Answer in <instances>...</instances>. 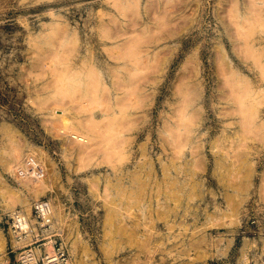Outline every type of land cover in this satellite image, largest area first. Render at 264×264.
Wrapping results in <instances>:
<instances>
[{"label": "rangeland", "instance_id": "rangeland-1", "mask_svg": "<svg viewBox=\"0 0 264 264\" xmlns=\"http://www.w3.org/2000/svg\"><path fill=\"white\" fill-rule=\"evenodd\" d=\"M94 73L102 100L79 109ZM230 74L264 115V0H0V262L12 211L46 198L60 225L39 248L68 232L75 264H264V126L228 112ZM181 89L178 142L164 122ZM110 108L132 146L99 120Z\"/></svg>", "mask_w": 264, "mask_h": 264}, {"label": "bare ground", "instance_id": "bare-ground-1", "mask_svg": "<svg viewBox=\"0 0 264 264\" xmlns=\"http://www.w3.org/2000/svg\"><path fill=\"white\" fill-rule=\"evenodd\" d=\"M240 13H243V12H240ZM244 14V13H243ZM242 39H243V42H242V44H241V52H242V54H244L245 53V56H247V58H248V60H250L251 62H253V63H259L260 61H261V57H260V47L259 46H257V45H255L254 43H253V40L251 39V37H249V35L248 34H245V33H243V35H242ZM81 47L78 45L77 46V50H79ZM243 57V59H245L246 60V57ZM224 74V73H223ZM88 76H95V82H93V83H95L94 85H96V84H99V86L100 87H98V88H95V90L93 89V90H90V91H83V94H82V96H81V98L79 99V101H78V105H77V107L79 108V109H83V108H85L86 106H87V104L89 103V102H93V103H97V102H99L100 101V91H101V86H102V83L104 84L105 82H102L101 80H102V77H100V79H98V77H97V75H95V73H94V75L92 74H90V75H88ZM88 76H86V78L88 77ZM223 76V75H222ZM78 77V76H77ZM76 76H74V75H67V80H72V79H76L77 78ZM85 76H81L80 78H84ZM229 78H230V80H229ZM229 82H227V83H225V85L227 84H230L229 86H231V89L229 88L228 89V91L230 90L231 92H233V94L235 95H233V97H234V101L236 100V98H237V100H236V102H235V104H234V106L232 107V109H230L229 108V110H228V112L229 113H232V111H233V115H234V117L235 118H237V122H239V124H240V126L242 127V128H248L249 130H254V129H257V130H261L262 129V126H264V115H261L260 114V112L258 113V111H256L255 112V110H253L252 109V106H253V96H250L249 94H247V93H244V89H247L246 87H245V82H247V80L246 79H244V78H242V76H240V77H234V75L232 74H230L229 75V77H228V79H227ZM65 82L66 83V85H65V90H64V92L65 93H71V91H73V84L75 83V82ZM240 82H242L241 84H240ZM78 83H80V84H83V83H85V82H78ZM238 86L240 87V88H238ZM178 87H180V85H178ZM220 87V86H219ZM233 87H234V90H233ZM177 89H179V88H177ZM187 90H188V88H187ZM180 91V90H179ZM178 91V92H179ZM97 94V95H96ZM191 94V93H190ZM232 93H229V97H231L232 95H231ZM179 97H176V102H175V105H173L174 107H173V109H171V115H169L168 116V118H166L165 119V124H166V128H168V129H170V130H172L173 132H174V135H175V138H176V136H180V135H184L183 133H186L185 131H183V133H181L180 135H179V133L181 132V131H179V130H177L178 129V127H180L181 126V121L182 120H185L186 121V119H187V121H186V123H183V124H186L185 126L186 127H188L189 125H187V124H191L192 122H191V120H194V119H192L193 117H191V116H193V115H189V118H186L185 119V117H187L186 116V114H185V110H186V107H188V105L189 104H191V102L193 103V99H191V98H189L188 99V96H187V91L185 90V89H181V91L179 92ZM188 95H189V93H188ZM190 96V95H189ZM236 97V98H235ZM241 98V99H240ZM232 99V98H231ZM102 100V99H101ZM131 101H134L133 102V104L132 105H130V103H131ZM73 102V100H70L69 101V103L71 104ZM124 103H126V104H129V105H126V104H117L116 106H117V109L120 111V114H124L126 111H128V110H135V106H137L136 105V103H137V99L135 98V97H133L132 99H129V101H124ZM174 103V102H173ZM124 109V110H123ZM123 110V111H122ZM231 110V111H230ZM122 111V112H121ZM112 111H111V108L108 110V111H105V110H103V117H101V119H99V120H103V119H108V121H110V123H111V126L113 127V126H116L115 127V132L116 133H118L119 135L122 133V134H125V137H124V139H121L122 141H123V143H125V144H127V145H130V146H132V141L137 137L136 135H137V133L138 132H135L134 134H132V135H129V132H130V127H131V124L127 121V122H122V123H118V122H115L114 121V117L116 116H106L105 114L106 113H111ZM190 112V111H189ZM193 112V111H192ZM192 112H190V113H192ZM228 112L226 113V112H224V114L225 115H227L228 114ZM220 113V112H219ZM123 116V115H122ZM173 118V119H172ZM191 119V120H190ZM174 120V121H173ZM189 121L191 122V123H189ZM188 122V123H187ZM193 124V123H192ZM97 126H99V128H101V127H103V128H105L102 124L101 125H97ZM107 127V126H106ZM111 127V128H112ZM186 127L184 128V129H186ZM174 129H175V131H178V132H175L174 131ZM183 129V130H184ZM170 130H168V132L170 131ZM171 133V132H170ZM177 133V134H176ZM172 134V133H171ZM165 139V138H164ZM177 140H178V142H179V140H180V137H179V139L177 138ZM185 140H186V138H185ZM165 141H167V140H165ZM184 141V140H183ZM167 143H169V142H167ZM181 143V142H180ZM170 146L172 145V143L170 142V144H169ZM174 148V147H173ZM177 147L175 146V148L174 149H176ZM179 149V148H178ZM179 152V151H178ZM28 210V209H27ZM15 211V210H14ZM14 211H12V213L14 212ZM26 214H28V222H29V224H31V230L32 231H34V228H35V224H34V219L30 216V212H26V211H24ZM11 213V214H12ZM51 217L52 216H50L49 215V221L51 220ZM58 219V218H57ZM61 220V219H60ZM57 222L56 221H54L53 220V223L51 222V228L50 229H55V225L57 226ZM59 225H60V223H59ZM58 225V226H59ZM57 226V227H58ZM61 229V228H60ZM30 230V231H31ZM46 230H48V229H46ZM31 231V232H32ZM30 232V233H31ZM42 232H43V230H42ZM41 232V235H43V233ZM62 232V231H61ZM60 233V232H59ZM31 235H36V232L35 233H31L28 237H31ZM62 238H64V240H65V242L63 241V243H62V245H63V247L66 249L67 248V245H68V241L71 243L70 244V252H71V254H76V249L74 248L75 247V244L73 243V242H71V239L73 238H70V234L68 233V232H64V236L62 237ZM3 241V240H2ZM30 241V240H29ZM0 243H1V252L0 253H3L4 251H5V249H4V244L0 241ZM15 245H16V243H14ZM42 244H44V243H42ZM41 244V245H42ZM53 245H54V243L51 245L52 247H51V249H49V250H47V251H42V249H40L39 247H35V250H36V253H37V257H39V258H41V259H44L45 258V256H47V255H52L53 254ZM7 253V252H6ZM7 261V260H6ZM0 263H2V262H0ZM69 263L70 264H75V262L74 261H72L71 260V257H69Z\"/></svg>", "mask_w": 264, "mask_h": 264}, {"label": "built area", "instance_id": "built-area-1", "mask_svg": "<svg viewBox=\"0 0 264 264\" xmlns=\"http://www.w3.org/2000/svg\"><path fill=\"white\" fill-rule=\"evenodd\" d=\"M47 199L40 198L33 202L30 208V216L34 219L35 228L31 230V224L28 222V214L22 209H16L7 219V228L11 235L10 252L12 259L0 264H70L69 255L62 243L55 242L53 245V254L45 256L44 259L37 257L35 247H39L38 241L41 240L42 230L51 228L49 221V210H47ZM36 235H31L32 232ZM31 232V233H30ZM20 240H30L26 244H19ZM16 243V245L14 244ZM37 244L36 246H33Z\"/></svg>", "mask_w": 264, "mask_h": 264}, {"label": "crops", "instance_id": "crops-1", "mask_svg": "<svg viewBox=\"0 0 264 264\" xmlns=\"http://www.w3.org/2000/svg\"><path fill=\"white\" fill-rule=\"evenodd\" d=\"M6 223H7V221H6ZM9 248H10V243L8 241V243H7V255H8V260H11L12 259V253L10 252Z\"/></svg>", "mask_w": 264, "mask_h": 264}]
</instances>
